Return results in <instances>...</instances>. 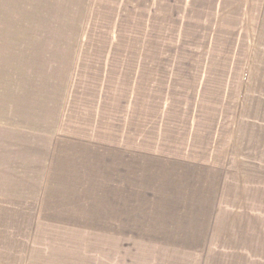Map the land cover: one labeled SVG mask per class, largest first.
Listing matches in <instances>:
<instances>
[{
	"label": "rangeland",
	"instance_id": "374dc122",
	"mask_svg": "<svg viewBox=\"0 0 264 264\" xmlns=\"http://www.w3.org/2000/svg\"><path fill=\"white\" fill-rule=\"evenodd\" d=\"M263 124L264 0H0V264H264L202 243Z\"/></svg>",
	"mask_w": 264,
	"mask_h": 264
},
{
	"label": "crops",
	"instance_id": "0c3cea01",
	"mask_svg": "<svg viewBox=\"0 0 264 264\" xmlns=\"http://www.w3.org/2000/svg\"><path fill=\"white\" fill-rule=\"evenodd\" d=\"M263 131L260 136L253 138L249 142V146L255 150V156H245L243 158L236 159V164L240 166L241 173H236V181L239 182V186L244 189V193L238 191L236 194L244 196L246 201L243 203L244 208L234 210V205H228L231 201L228 200V204H214L215 201L208 199V205L211 212L222 213L221 219L214 220V227L211 231V238H208L204 245H211L216 252V258L222 256V254L234 253L238 249L227 248L228 246L238 243L239 246L251 247L252 245L259 246V259L264 261V124L261 125ZM233 179V176H232ZM233 189H230V197L234 196ZM121 190H116L115 193H119ZM199 196L201 194L198 192ZM202 196H204L202 194ZM224 197L221 198V202ZM239 201V200H238ZM202 202H205L204 200ZM248 206L250 212L248 215L235 216V212H246L245 208ZM216 226V227H215ZM170 255L176 261L175 247L180 246L178 251L180 252L181 262L188 260V252L186 246L189 244L187 241H170ZM227 245V247H226ZM221 246H225L221 248ZM228 249V250H227ZM258 248L256 247V250ZM153 250V249H152ZM157 252L155 250L152 253L148 252V255L152 257ZM227 258V257H224ZM223 258V259H224ZM154 259V258H153ZM222 259V257L220 258ZM235 260V258H232ZM110 259H96L94 263L105 262ZM98 264V263H97Z\"/></svg>",
	"mask_w": 264,
	"mask_h": 264
}]
</instances>
